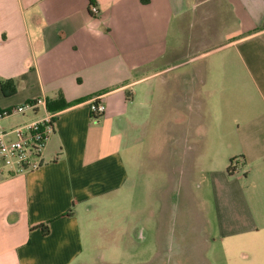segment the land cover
I'll return each mask as SVG.
<instances>
[{"label":"crops","instance_id":"crops-1","mask_svg":"<svg viewBox=\"0 0 264 264\" xmlns=\"http://www.w3.org/2000/svg\"><path fill=\"white\" fill-rule=\"evenodd\" d=\"M210 1L0 0V109L70 104L41 167L0 179V264H92L81 221L130 191L151 152L207 264H264V0H218L213 39Z\"/></svg>","mask_w":264,"mask_h":264},{"label":"rangeland","instance_id":"rangeland-1","mask_svg":"<svg viewBox=\"0 0 264 264\" xmlns=\"http://www.w3.org/2000/svg\"><path fill=\"white\" fill-rule=\"evenodd\" d=\"M206 10L210 14V26H214L210 29L213 39L216 36V19L213 18L219 13V1L211 0ZM242 84L237 91L244 95L247 90ZM166 124L169 125V120ZM147 135L150 139L151 133ZM145 160L142 169L146 175L135 177L130 191L117 196L111 204L100 203L95 211L89 213L87 220L81 221L85 234L83 245L89 254L85 262L145 264L159 247L160 261L153 264H207V245L197 243L205 237L197 228V233L189 234L188 229L178 225L180 188L175 186V179H170L167 171L157 179L155 174L162 167L153 162L152 152ZM166 167L168 165L164 169ZM194 190L195 187L191 189L192 193ZM157 235L163 243H157Z\"/></svg>","mask_w":264,"mask_h":264},{"label":"built area","instance_id":"built-area-1","mask_svg":"<svg viewBox=\"0 0 264 264\" xmlns=\"http://www.w3.org/2000/svg\"><path fill=\"white\" fill-rule=\"evenodd\" d=\"M89 10L93 16H98L99 9L95 3H90ZM104 112L105 106L97 98L90 100V113L94 120ZM25 114H40V117L11 129L0 126V179L35 171L42 165V155L49 137L54 132L57 114L47 109V101L44 98H37L18 106L0 109V121ZM240 161H234V170Z\"/></svg>","mask_w":264,"mask_h":264},{"label":"trees","instance_id":"trees-1","mask_svg":"<svg viewBox=\"0 0 264 264\" xmlns=\"http://www.w3.org/2000/svg\"><path fill=\"white\" fill-rule=\"evenodd\" d=\"M53 105H55V104H53L52 102H48V101H47V109H48L50 112H52V113H54V110H61V109H65V108H67V107L70 106V104H66V103H64V102H62V101H59V100H58V102L56 103V109L54 108ZM235 160H236V158H233V159L230 160L229 166H228V168H227V173H228L229 175H232L233 172H234L233 163H234Z\"/></svg>","mask_w":264,"mask_h":264}]
</instances>
